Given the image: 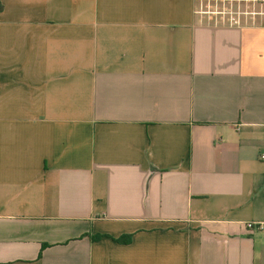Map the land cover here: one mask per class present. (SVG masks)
Here are the masks:
<instances>
[{
  "label": "crops",
  "instance_id": "1",
  "mask_svg": "<svg viewBox=\"0 0 264 264\" xmlns=\"http://www.w3.org/2000/svg\"><path fill=\"white\" fill-rule=\"evenodd\" d=\"M201 1L0 0V264H264V0Z\"/></svg>",
  "mask_w": 264,
  "mask_h": 264
},
{
  "label": "rangeland",
  "instance_id": "2",
  "mask_svg": "<svg viewBox=\"0 0 264 264\" xmlns=\"http://www.w3.org/2000/svg\"><path fill=\"white\" fill-rule=\"evenodd\" d=\"M217 11V7L210 0L201 1L199 4V13L205 18L212 17L214 15L213 13H216Z\"/></svg>",
  "mask_w": 264,
  "mask_h": 264
},
{
  "label": "built area",
  "instance_id": "3",
  "mask_svg": "<svg viewBox=\"0 0 264 264\" xmlns=\"http://www.w3.org/2000/svg\"><path fill=\"white\" fill-rule=\"evenodd\" d=\"M247 227L249 229H254L255 227H257L258 229L262 230L264 228V223H260V222H248Z\"/></svg>",
  "mask_w": 264,
  "mask_h": 264
},
{
  "label": "trees",
  "instance_id": "4",
  "mask_svg": "<svg viewBox=\"0 0 264 264\" xmlns=\"http://www.w3.org/2000/svg\"><path fill=\"white\" fill-rule=\"evenodd\" d=\"M99 238H101V237H96V239H99ZM130 240H131V236H128V239L125 240V241H123V239H121V238L120 239H117L118 242H130Z\"/></svg>",
  "mask_w": 264,
  "mask_h": 264
}]
</instances>
